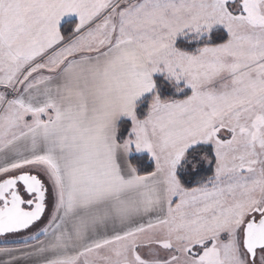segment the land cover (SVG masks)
<instances>
[{
    "label": "snow or ice",
    "instance_id": "snow-or-ice-1",
    "mask_svg": "<svg viewBox=\"0 0 264 264\" xmlns=\"http://www.w3.org/2000/svg\"><path fill=\"white\" fill-rule=\"evenodd\" d=\"M0 264H264V0H0Z\"/></svg>",
    "mask_w": 264,
    "mask_h": 264
}]
</instances>
